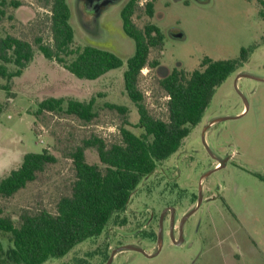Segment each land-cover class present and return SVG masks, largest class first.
<instances>
[{"label": "rangeland", "instance_id": "rangeland-1", "mask_svg": "<svg viewBox=\"0 0 264 264\" xmlns=\"http://www.w3.org/2000/svg\"><path fill=\"white\" fill-rule=\"evenodd\" d=\"M128 1L94 15L80 0H67L74 47L104 49L124 63L91 81L78 79L39 50L37 39L49 46L54 43L53 0H0V10L5 12L0 41L10 35L30 43L34 50L33 61L20 77L0 76V179L19 168L28 153L48 150L57 158L26 188L12 197L0 196V217L10 218L17 227L23 215L56 214L59 201L72 194L76 181L72 154L77 148L93 138L104 140L107 147L119 144L123 128L143 133L137 127L138 110L125 91L123 78L127 61L136 51L135 41L123 29L121 12ZM17 2L21 4L18 8L13 6ZM147 2L141 0L136 6L133 21L140 29L154 24L164 36L162 46L151 48L149 65L138 83L144 103L156 119H169V96L161 81L174 69L190 73L206 57L238 59L242 49H254L249 60L216 89L202 121L179 150L143 181L127 210L100 237L45 264H107L112 252L126 245L155 254L162 212L176 208L178 240L181 219L197 206L201 178L220 166L217 159L227 158L225 167L204 181V202L184 226L183 245L170 239L168 212L158 256L123 251L112 264H264V81L242 78L236 84L241 73L264 80V0H155L154 17L148 15ZM179 33L182 38L175 36ZM7 67L10 72L17 69L14 64ZM50 97L95 98L97 117L85 122L64 113L35 115L39 103ZM106 103L129 111L122 114L106 108ZM222 117L234 119L212 125L203 138L208 124ZM85 154L90 164L103 167L97 148L86 147ZM0 237L8 248L10 235L0 232Z\"/></svg>", "mask_w": 264, "mask_h": 264}, {"label": "trees", "instance_id": "trees-1", "mask_svg": "<svg viewBox=\"0 0 264 264\" xmlns=\"http://www.w3.org/2000/svg\"><path fill=\"white\" fill-rule=\"evenodd\" d=\"M20 5L18 2L13 4L16 8ZM146 7L148 15L154 17V2H148ZM135 10L136 0H131L121 12L123 29L136 46L134 56L127 61L123 78L125 91L138 110L137 127L143 133L138 135L123 128L119 144L107 147L104 140L93 138L84 147L77 148L72 154L76 170L73 192L59 201L56 214L43 211L37 215H23L19 227L10 218L0 217V232L10 235L11 243L6 248L0 237V264H45L100 237L109 223L127 210L143 181L179 150L183 140L202 121L216 89L249 60L254 49H242L238 59L206 57L200 68L190 73L174 69L161 81L169 96V119H156L149 113L138 83L141 72L149 65L151 48L162 46L164 36L154 24L138 28L133 21ZM4 16L5 12L0 10V22ZM70 19L67 0H53L54 43L49 46L37 39L39 50L46 59L56 61L78 79L91 81L123 67V61L110 51L93 46L74 47L75 33ZM33 59L30 43L10 35L0 41V60L3 62L0 76L20 77ZM7 64H14L17 69L10 72ZM96 103L95 98L80 101L50 97L39 103L35 115L64 113L91 122L97 117ZM105 107L122 114L129 111L117 104L106 103ZM86 147L97 148L103 167L87 161ZM56 162L57 158L48 150L26 154L19 168L0 179V196L12 197L35 181L48 164ZM125 223L126 220L122 225Z\"/></svg>", "mask_w": 264, "mask_h": 264}, {"label": "water", "instance_id": "water-1", "mask_svg": "<svg viewBox=\"0 0 264 264\" xmlns=\"http://www.w3.org/2000/svg\"><path fill=\"white\" fill-rule=\"evenodd\" d=\"M197 1H204V0H197ZM177 38H182L183 35L182 34H179V35H176ZM242 78H253V79H256V80H259V81H264L263 79L261 78H257V77H254L250 74H247V73H241L239 74V76L237 77V80H236V84L238 83V81ZM230 119H234V118H231V117H222V118H217V119H214L212 120L209 124H208V128L204 131L203 133V138H205V135H206V132L208 131V129L216 124V123H219V122H222V121H227V120H230ZM217 159V158H216ZM229 159H217V161L220 163V166H217L216 168L206 172L203 177L201 178L200 180V187H199V196H198V203H197V206L191 210L188 214H186L180 221V224H179V231H180V235H179V238L178 240L176 239V236H175V229H176V208L174 207H169V208H166L161 216H160V224H159V232H158V238H157V244H158V250L155 254L153 255H149L145 249L141 248V247H137V246H134V245H126V246H122V247H119L117 248L116 250H114L112 252V255L109 259V261L107 262V264H112L113 263V260H114V257L116 256L117 253L119 252H123V251H135V252H140L142 254H144L145 256L149 257V258H154L156 256H158L160 254V252L162 251L163 249V245H164V221H165V217L166 215L168 214V212H170V232H171V239H172V242L177 245V246H181L184 244L185 242V238H184V226L186 224V222L189 220V218L195 214L198 209L202 206L203 202H204V195H203V183L204 181L211 175L213 174L214 172H216L218 169L220 168H224L227 161Z\"/></svg>", "mask_w": 264, "mask_h": 264}, {"label": "flooded vegetation", "instance_id": "flooded-vegetation-1", "mask_svg": "<svg viewBox=\"0 0 264 264\" xmlns=\"http://www.w3.org/2000/svg\"><path fill=\"white\" fill-rule=\"evenodd\" d=\"M123 0H80V2L83 4L85 8L88 10L92 11L94 15L100 14L104 9H106L108 6L113 5L117 2H122ZM131 0H129L127 3H129ZM141 0H136V6L140 3ZM148 2H155V0H145ZM175 1H180V0H175ZM147 2V3H148ZM188 2V1H187ZM126 3V4H127ZM189 3V2H188ZM125 4V5H126ZM180 34V33H179ZM179 34H175L179 35ZM172 73V72H171ZM169 73L168 75H170ZM167 75V76H168ZM166 76V77H167ZM165 78V77H164ZM199 196V195H198ZM180 235V231L178 230V238ZM170 239H171V232H170Z\"/></svg>", "mask_w": 264, "mask_h": 264}]
</instances>
